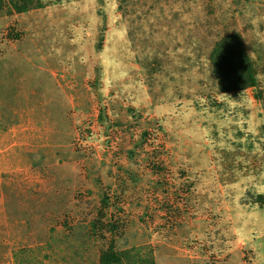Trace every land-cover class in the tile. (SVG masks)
I'll use <instances>...</instances> for the list:
<instances>
[{
  "label": "rangeland",
  "instance_id": "rangeland-1",
  "mask_svg": "<svg viewBox=\"0 0 264 264\" xmlns=\"http://www.w3.org/2000/svg\"><path fill=\"white\" fill-rule=\"evenodd\" d=\"M13 4L0 264H264V0ZM233 36L257 85L223 93Z\"/></svg>",
  "mask_w": 264,
  "mask_h": 264
},
{
  "label": "trees",
  "instance_id": "trees-1",
  "mask_svg": "<svg viewBox=\"0 0 264 264\" xmlns=\"http://www.w3.org/2000/svg\"><path fill=\"white\" fill-rule=\"evenodd\" d=\"M24 4L14 6L17 13L26 12L31 9L39 8L37 0H22ZM228 48L224 52V49ZM218 58L219 63H214V72L218 78V85L221 92L242 91L249 88H255L257 79L255 71L247 55L244 52L241 41L236 37H231L228 45L220 44L218 50L213 53ZM229 56V58L227 57ZM135 250L123 252H112L103 256L102 264H122L125 260H131L139 257L133 254ZM149 264H153L151 261Z\"/></svg>",
  "mask_w": 264,
  "mask_h": 264
}]
</instances>
